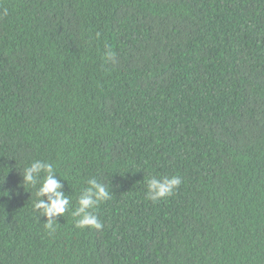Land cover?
<instances>
[{"label":"trees","instance_id":"16d2710c","mask_svg":"<svg viewBox=\"0 0 264 264\" xmlns=\"http://www.w3.org/2000/svg\"><path fill=\"white\" fill-rule=\"evenodd\" d=\"M35 160L102 230L45 228ZM0 264H264V0H0Z\"/></svg>","mask_w":264,"mask_h":264},{"label":"clouds","instance_id":"9594fccd","mask_svg":"<svg viewBox=\"0 0 264 264\" xmlns=\"http://www.w3.org/2000/svg\"><path fill=\"white\" fill-rule=\"evenodd\" d=\"M23 186H38L36 195L39 197L34 202V208L41 217H46L45 228L55 231V222L58 218L72 209L69 195H66L62 180L57 178V172L52 163L43 160H35L25 167L23 173ZM61 177V176H60ZM182 180L179 176H164L162 178H150L147 181V199L158 202L163 198L172 196ZM87 187L78 198V206L71 210V215L76 219L77 228L92 227L102 230L104 225L95 214V209L111 198V193L106 185L98 182L95 178L87 181ZM46 197V199H45Z\"/></svg>","mask_w":264,"mask_h":264}]
</instances>
